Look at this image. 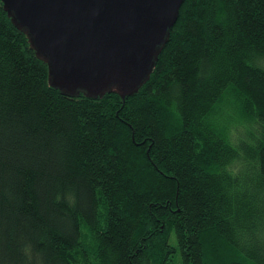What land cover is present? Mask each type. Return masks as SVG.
I'll return each instance as SVG.
<instances>
[{
	"label": "trees",
	"instance_id": "16d2710c",
	"mask_svg": "<svg viewBox=\"0 0 264 264\" xmlns=\"http://www.w3.org/2000/svg\"><path fill=\"white\" fill-rule=\"evenodd\" d=\"M264 264V0H185L147 82L66 95L0 0V264Z\"/></svg>",
	"mask_w": 264,
	"mask_h": 264
},
{
	"label": "water",
	"instance_id": "95a60500",
	"mask_svg": "<svg viewBox=\"0 0 264 264\" xmlns=\"http://www.w3.org/2000/svg\"><path fill=\"white\" fill-rule=\"evenodd\" d=\"M66 95L123 98L147 82L185 0H2Z\"/></svg>",
	"mask_w": 264,
	"mask_h": 264
},
{
	"label": "rangeland",
	"instance_id": "374dc122",
	"mask_svg": "<svg viewBox=\"0 0 264 264\" xmlns=\"http://www.w3.org/2000/svg\"><path fill=\"white\" fill-rule=\"evenodd\" d=\"M170 246L176 249V252L170 256V261L168 262V264H183L175 234H172V236L170 237Z\"/></svg>",
	"mask_w": 264,
	"mask_h": 264
}]
</instances>
